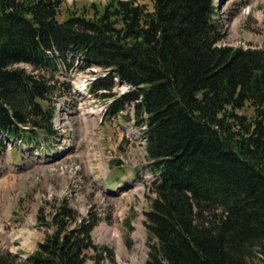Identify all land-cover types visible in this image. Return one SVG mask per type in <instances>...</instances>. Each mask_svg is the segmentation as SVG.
<instances>
[{"label":"trees","instance_id":"trees-1","mask_svg":"<svg viewBox=\"0 0 264 264\" xmlns=\"http://www.w3.org/2000/svg\"><path fill=\"white\" fill-rule=\"evenodd\" d=\"M149 2L0 0V153L11 140L41 149L55 137L53 102L70 92L56 73L82 56L135 88L109 114L133 102L146 125L156 180L143 264H255L264 256V45H223L214 0ZM112 87L108 74L92 92ZM37 220L51 231L19 264H102L94 212L79 215L64 198Z\"/></svg>","mask_w":264,"mask_h":264},{"label":"rangeland","instance_id":"rangeland-1","mask_svg":"<svg viewBox=\"0 0 264 264\" xmlns=\"http://www.w3.org/2000/svg\"><path fill=\"white\" fill-rule=\"evenodd\" d=\"M138 1L150 8L149 0ZM214 2L218 3L223 45H264V0ZM81 67L78 70L82 74L90 68L101 73L93 65L86 66L88 71ZM124 84L117 83L114 90H132ZM101 93L60 98L59 103L69 104L59 105V137L49 141V150L33 152L14 142L6 143L0 153V259L5 264H19L35 250L51 231L39 225L37 216L45 218L49 206L64 198L79 215L92 211L98 216L92 239L107 249L102 252V264L145 262L148 236L144 213L155 197L152 188L156 171L147 157L141 138L143 127L134 119L133 104L125 103L123 110L111 118L105 115L102 123L93 119ZM40 142L43 147L47 140ZM41 208L44 210L40 214ZM253 261L264 264V256H255Z\"/></svg>","mask_w":264,"mask_h":264},{"label":"bare ground","instance_id":"bare-ground-1","mask_svg":"<svg viewBox=\"0 0 264 264\" xmlns=\"http://www.w3.org/2000/svg\"><path fill=\"white\" fill-rule=\"evenodd\" d=\"M84 61V62H83ZM85 60L83 59V58H76L75 59V62H74V65H73V67H74V69H73V67L72 68H70L69 70H67V71H58L59 72V74L61 75L60 77L62 78V77H64V80H66V77H67V75H69L70 73H72L73 71H75V70H77L78 69V67L79 66H82L81 68L82 69H86L87 67H85ZM99 68V67H98ZM100 69V72H104L101 68H99ZM117 83L116 82H113V87H112V90H114V87H115V85H116ZM119 84H122V83H119ZM125 85V84H124ZM103 92H105V90H102ZM125 91H126V88H125V90L124 91H122V93H125ZM60 98H62V97H59V98H57V99H54V102H58L59 100H60ZM134 110V109H133ZM120 112V111H119ZM133 112V111H132ZM118 114V113H117ZM135 117V116H134ZM135 119V118H134ZM104 121V120H103ZM140 127H143L142 128V131L145 129V126L144 125H140ZM141 129V128H140ZM141 135V134H140ZM142 137V139H144V141H145V145H146V138L144 137V134H142L141 135ZM54 138V137H53ZM36 147V146H35ZM39 149V148H38ZM29 150V149H28ZM120 245V244H119Z\"/></svg>","mask_w":264,"mask_h":264}]
</instances>
